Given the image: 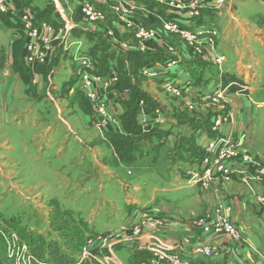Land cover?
<instances>
[{"label":"rangeland","instance_id":"1","mask_svg":"<svg viewBox=\"0 0 264 264\" xmlns=\"http://www.w3.org/2000/svg\"><path fill=\"white\" fill-rule=\"evenodd\" d=\"M2 1L12 4L16 11H20V2L24 0ZM51 1L48 0L45 7L52 14ZM59 1L70 17L67 22L61 17V20L57 21L53 18V24L50 19L37 24L36 15L28 12L37 34H27L21 57L18 58L21 69L14 68L23 75V80H27L30 85L28 90L27 83L10 79L0 94L2 264H19L25 260L26 253L32 258L30 262L22 264H30L32 260L43 263L44 256L48 257V262H57L58 254L55 252L61 250L59 253L65 254L69 245L73 246L76 254L79 253L76 240L82 232L80 222H84L94 233H109L129 221L128 214L132 207H129V201L134 198L146 206L151 199L160 203L163 201L162 197H174L175 200L178 199L174 203L181 207L184 205L185 195L190 194L187 198L189 200L193 193L192 189L184 187L179 190L170 188L161 191L165 184L144 161L130 168L131 175L126 173L125 165L116 161L113 143L105 137L106 134L121 131L117 108L119 105L111 104L110 107L106 101L105 115L102 116L93 105L90 109L83 102L84 99L79 96L82 93H77L78 85L73 87L74 94H64L63 87L72 74L70 69L60 67L55 70L50 79L52 86H49L50 71L39 70L40 66L37 65L47 64L49 55L53 57L55 54L57 58L55 49L58 48L59 42L65 43V35L72 25L71 21L84 26L90 32L99 33L98 36L103 41L116 44L132 55L131 61L138 59L140 55L143 57L139 60L147 55L159 57V60L151 63L161 66L156 67L157 71H164L160 60L165 57L201 62L210 56L209 49L193 47L179 33L165 29L163 22L173 16L181 28L195 33L196 30H190L188 23L184 25L181 18L191 17L196 20L197 17L193 13L199 11L200 32H205V24H221L224 20L217 16L213 18L210 12L205 20L201 11L211 7L223 10L224 6L228 7L226 0H222L223 4L220 5L216 0H198L197 3V0ZM260 1L242 0L238 7L240 16L258 23L259 29L264 28V5ZM128 3L142 10H130L126 7ZM252 28L256 32L259 31L256 27ZM204 37L205 35H200V41ZM81 44V52H87L86 43ZM257 50L264 59V46H257ZM223 53L228 59L229 54ZM12 54L14 55V50ZM71 54H75V48ZM0 56L2 58L3 55L0 53ZM25 64L32 66L35 71H41L40 81L35 80L30 72L28 75L23 68ZM92 64L89 71L95 70L97 62ZM142 65L139 64L138 68L135 67L132 71L126 65L135 80V87L124 91L129 95L135 91L148 97L155 107H159L161 116L162 111L164 116L174 119L178 125L184 122L196 125L205 121L215 125L217 119H226L219 125L221 128L232 123L234 116L230 98L233 94L229 96L228 86H218L220 81L209 82L200 88L202 94L207 97L198 101L185 93L177 94L156 88L142 77L141 70L146 67ZM227 65L230 63L226 62L225 66ZM59 69L61 70L58 72ZM256 71L257 77L261 78V87H264V61L261 69ZM107 78L108 82L99 79L93 86L106 84L102 90L112 94V97H109L112 100L114 96L118 97L113 93L118 80L112 74ZM48 89L53 100L47 95ZM218 91L222 93V97L211 99ZM208 93L213 94L207 95ZM138 99H141L138 105H144V98ZM253 100L263 101L264 92H258L253 96ZM252 114L258 127V137L250 140L245 132L238 135V140L242 138L240 148L233 157L223 161L225 167L231 171L230 179L225 181L224 176H221L220 181L231 184L234 175H239L242 184L264 211V105L260 108L255 105ZM105 122L108 124L104 125ZM144 123L148 122L143 120L141 124L138 123L142 130L149 127ZM235 166L241 170L235 169ZM217 206L221 210L219 215L223 214L227 221H232V204H216L212 211L197 217L156 209L135 219L132 226L137 223V229L131 230V226L124 231L120 239L122 242L141 245L143 251L150 255L157 252L167 264H249L239 247V229V239H235L218 228H209L206 231L203 223L200 224V218L212 216ZM78 217L79 221L74 223V219ZM67 237H70L68 241ZM172 239L178 240L180 248L173 244L168 245L167 242ZM115 241L114 238L113 242Z\"/></svg>","mask_w":264,"mask_h":264},{"label":"crops","instance_id":"2","mask_svg":"<svg viewBox=\"0 0 264 264\" xmlns=\"http://www.w3.org/2000/svg\"><path fill=\"white\" fill-rule=\"evenodd\" d=\"M48 0H25L20 3V11H11L6 14L0 13V94L1 90L6 88V82L10 79L23 80V77L14 69V55L13 50L18 42L24 41L28 31L24 30L21 25V15L23 13L33 12L38 14L40 17L37 24L43 23L45 19H50L53 24L54 21L61 20L64 17V21L67 22L70 18L67 12L64 10L62 2L58 0H52V14L45 7ZM242 0H226L225 4L228 7H223V10L211 8H205L202 10V18L207 19L209 12L212 17H222L223 22L221 24L214 23L205 24V30L216 27L219 30V35L214 39V49L209 50L208 57L200 61H189L186 59H173L171 57L162 58V64H165L164 71H157V64L145 67V70L150 74L148 76L141 75L146 81H150L156 88L168 91L167 87L172 86L179 88L183 93L193 97V99L201 100L206 98V94H202L200 91L201 86L208 84L209 82L220 81L218 86H228L229 96H231V110L233 111L234 119L231 124L225 125L219 129V133L226 137L228 136L232 140H236L241 132H245L249 136L250 140L258 137L257 125L254 121L252 114L253 107L256 105L258 108L263 107L264 100L255 102L253 96L258 92H264V87H261V78L257 77L256 70H260L263 64V57L258 53L257 46H264V28L259 29L258 23L247 19L246 17L240 16L239 5ZM264 5V0L260 1ZM59 3V4H58ZM54 4V6H53ZM242 4V3H241ZM59 7V9H57ZM219 10V11H218ZM210 15V14H209ZM56 17V18H55ZM66 17V18H65ZM196 20H192L191 17L181 18L182 23L185 25L188 23L190 30L200 31V12L196 16ZM187 19L189 21H187ZM221 19V18H220ZM47 23V21H45ZM62 23V21H60ZM67 34L65 35V43L59 42L58 48L55 49L57 52V58L54 54L53 57L48 56L47 64H39V70H49V86L51 85V75L55 70L61 67V69L68 68L71 70V77L65 83L63 87L64 94H74L73 87L79 86V92L84 99L85 104L91 109L92 103L88 100L84 93L82 83L79 80L77 72L85 71L93 78H98L103 81H108L109 76L114 75L117 80L119 74L117 69L114 67L118 62L119 56L125 55L120 47L112 42H107L109 46L116 51L115 55H111L108 58L109 67L106 73H100L98 69L89 71L88 69L82 68L81 60L86 59L92 63H96L99 66L100 57L96 58L99 54L98 48H95L98 42L99 33L90 32L84 26L77 24L73 21ZM213 22V21H212ZM82 26V27H81ZM84 27V28H83ZM252 27L259 30L256 32ZM86 43L87 52H81L82 44ZM67 47V48H66ZM23 48V46H22ZM75 48V54L71 52ZM10 50V52H9ZM3 51V52H2ZM223 52L229 54V58L225 56ZM11 53V54H10ZM95 54L97 55L95 57ZM221 56L224 58V62L219 68L214 64V58ZM56 58V63H54ZM228 62L230 65L225 66ZM168 65V67H167ZM27 66V67H26ZM12 67V68H11ZM24 70L29 75L40 81L39 78L42 76L41 71L33 70L32 66L24 65ZM59 69L58 72L61 70ZM76 71V72H75ZM57 72V73H58ZM211 73L212 75H210ZM77 77H74L76 76ZM130 82L135 84L133 77H130ZM25 83V82H24ZM36 83V81H35ZM26 89L28 90V87ZM41 88V87H40ZM55 89V87L53 88ZM220 89V88H219ZM127 90V89H124ZM124 90H114L118 97H112V94L104 92L105 96H102V102H108V106H118V114H123V103L128 100L130 95ZM218 90L215 89L214 92ZM242 91V92H240ZM213 92V93H214ZM231 92V93H230ZM100 93L102 91L100 90ZM213 93H208L213 94ZM47 95L50 96L49 89ZM78 96V97H79ZM112 104V105H111ZM147 103L144 105H138L137 122L142 123L143 120L148 122L149 127H144L143 133H151L154 131L153 138L142 147L141 155L137 156V160L129 165H125L126 173L132 174L130 168L135 167L137 163L144 161L147 166L152 168L156 176L161 180L164 187L161 191L171 189L179 190L184 188L192 189L190 199L187 200L189 195H185L186 199L183 206H178L174 201V197H162L160 203L156 199H151L149 204L146 206L141 205L137 199L129 201L130 212L128 214L129 221L125 222L119 229L109 232L114 235L116 239L113 246V253L119 264H132L135 263L138 256L137 252L143 251L141 245H137L133 242H122V234L124 230H128L135 221V215H143L147 211H153L156 209H162L168 213H177L180 215H192L194 217L203 216L206 213L212 211L216 204H232V222L240 230L241 243L239 247L243 250L244 257L249 264H264V211L261 206L254 200V196L249 193L247 188L242 184L239 175H234L233 182L231 184L222 183L218 176L215 175L216 179L211 182V185L207 190H203L200 185L189 183V176L201 174L204 166L202 164L203 158L201 159L200 153H203L207 144L212 140L214 133L212 132L213 125L211 122L207 124V127L201 129L200 127H192L190 123L184 122V124L178 125V123L164 114L161 111L160 115L159 107H153L148 109ZM60 112V109H58ZM119 116V117H120ZM139 126V124H138ZM192 148V149H190ZM199 153L197 157L196 154ZM202 155V154H201ZM124 165V164H123ZM237 170H241L237 166L234 167ZM105 170V169H104ZM110 173L109 170H107ZM157 191L155 190L154 193ZM225 202V203H224ZM76 215V214H75ZM131 218V221H130ZM79 221L74 219V223ZM82 232L79 234L84 239V244L87 240L92 239L100 234L94 233L90 228L86 226L84 222H80ZM65 226V225H64ZM103 234V233H102ZM70 237H67V241ZM174 239V238H173ZM169 240L167 243L171 246L179 247L178 240ZM64 242V240H63ZM61 242V243H63ZM71 243V242H68ZM58 245V243H57ZM173 247V246H172ZM180 248V247H179ZM61 250H57L58 256L56 257L57 262H48L44 256V262L38 264H78L80 259L79 250L76 251L69 245V249L65 254H60ZM76 254V256H74ZM29 257V254H25ZM31 257V256H30ZM150 259H153V255H150ZM53 260V259H52ZM148 260V261H149ZM33 261V260H32ZM78 261V262H77ZM252 262V263H251ZM143 263V262H142ZM141 263V264H142ZM220 263V262H218ZM216 263V264H218ZM31 264V263H30ZM159 264H167L164 261ZM221 264H225L221 262Z\"/></svg>","mask_w":264,"mask_h":264},{"label":"built area","instance_id":"3","mask_svg":"<svg viewBox=\"0 0 264 264\" xmlns=\"http://www.w3.org/2000/svg\"><path fill=\"white\" fill-rule=\"evenodd\" d=\"M199 2L198 0L195 1V3ZM217 4H223L222 0H216ZM126 6L128 9H140L136 8L134 4H130ZM219 8V7H216ZM15 8L12 4H8L7 2H3L0 0V13H6L8 11H14ZM142 10V9H140ZM175 15V14H171ZM192 15V14H191ZM193 15L198 16L199 11H196L193 13ZM21 25L24 28V30H27L28 34H37V31L34 27V23L28 13H23L21 15ZM164 27L165 29L169 30L172 33H179V35L186 40L189 41L190 45H192L195 48H206L210 51H213L214 49V39L219 35V31L217 28L212 27L205 32H190L185 28H181L177 21L173 18H167L164 20ZM200 35H205L204 39L200 41ZM45 43H47L45 39ZM29 49V48H28ZM31 51V50H29ZM44 60V59H43ZM82 68L90 69L92 67V62L86 59H82L81 61ZM224 62V58L221 56H217L214 58V64L219 68V66ZM166 65H163V68H165ZM157 67H161L160 65H157ZM168 67V65H167ZM150 73L147 72V70L142 69V75L148 76ZM77 75L79 77L80 82L82 83V87L84 89V93L88 100L92 103L94 109H98L99 113L104 116L105 115V103L102 102V96L104 95L105 89L102 90L103 86H106V84L100 86H93L95 81H99L97 78L91 77L87 72L80 71L77 72ZM108 82V81H103ZM100 90L103 94L100 93ZM167 90L173 93L182 94L183 92L178 88H174L172 86H168ZM222 97V93L218 91L211 99L214 98H220ZM205 99V98H203ZM203 99H201L203 101ZM209 100V99H207ZM226 121V119H217L215 125L212 127V132L214 133L212 140L207 144L205 150H204V156L202 164L204 166L203 172L201 174L196 175H190L189 176V183L195 185H200V187L204 190H207L209 186L211 185V182L216 179L215 175L218 176L219 180L221 176L223 177V180L228 181L230 179L231 171L225 167V164L223 161L225 159H229L233 157L237 151V149L240 148L242 143L241 139L232 140L228 136L224 137L219 133L220 124L222 122ZM108 123H104L106 125ZM264 173V171H263ZM264 201V200H262ZM228 213L230 214V209H228ZM152 211H149L142 216H145L146 214L150 213ZM221 212L219 206H217L214 210L213 214H216L212 216L208 215L204 218H200V224L203 223L205 226L206 231L209 230V228H218L220 231H224L230 236H233L235 239H239V231L238 228L234 225L232 221H227L226 218H224L223 214L219 215ZM141 215H135V218L142 217ZM137 229V223L132 226L131 230ZM126 231V230H124ZM123 231V233H124ZM14 238V237H13ZM114 235L112 233H104L100 234L92 239H89L86 241V243L81 247L80 249V259L79 263L82 261H87L90 264H119L118 260L115 259L114 253H113V246H114ZM25 249V246H23V250ZM98 250L100 252V256H96L92 253V250ZM106 251V254H103V251ZM153 259H150L147 262H144L142 264H159V262L163 261V256L159 255L157 252H154ZM24 256V255H23ZM25 257V260L22 261L19 264H22L23 262H28L32 257ZM27 259V260H26ZM30 262V261H29Z\"/></svg>","mask_w":264,"mask_h":264},{"label":"trees","instance_id":"4","mask_svg":"<svg viewBox=\"0 0 264 264\" xmlns=\"http://www.w3.org/2000/svg\"><path fill=\"white\" fill-rule=\"evenodd\" d=\"M25 1V0H24ZM23 1V2H24ZM22 3V2H20ZM36 17L35 19L37 21H39L40 19V15L38 16V14H35ZM169 18H174L173 16H169ZM98 42L99 44H97L95 46V48H98V56L95 54V57L99 59V66L98 64H96L95 69H98V71L100 73H106L109 67V63H108V58L111 55H115L117 52L114 51L109 44H107L106 41H103L100 37H98ZM24 44V41L18 42L15 47H14V68H18L19 70L21 69L20 63H19V57L21 54V50H22V46ZM131 57L132 55L125 53L124 56L120 57L118 59V62L115 64V68L118 71V81L116 83V85L114 86V89L116 90H124V89H132L135 87V84L132 85V83L130 82V77L132 76L128 71L129 69L126 68L129 66L130 70L132 71L133 68H138L139 64H143L142 66H150L151 63L156 62V60H159L160 58L152 56V55H147L146 58L139 60L140 58L143 57V55L138 56V59H134L131 61ZM162 61V58L160 60ZM162 64V63H160ZM148 65V66H147ZM165 65V64H162ZM145 69V67L143 68ZM17 70V69H16ZM23 76V75H21ZM133 77V76H132ZM24 79V78H23ZM25 83H28L27 80H24ZM140 97H143V101L147 103V108L151 110V108L155 107V105L152 103V101L148 98L143 96L141 93L139 92H132V94L130 93V97L128 98V100L126 102H124L123 105V114L119 117L120 119V123H121V131L120 132H114L113 134H106V138H108V140L110 142H112V146L114 148L115 151V157H116V161L119 163H122L124 165H129L133 162H135L137 160V156L141 155L142 153V147L144 144H146L147 142L151 141V139L153 138L154 135V131H152L151 133H143L141 130V127L138 126V122H137V114H138V102L141 99H138ZM113 100V98H112ZM84 102V101H83ZM85 103V102H84ZM208 122H202V123H197L196 125L191 124L192 127H197V128H201L204 129V127H207ZM192 149V148H190ZM196 154V156H199V153H193ZM202 154V155H201ZM201 159L203 158V153H200ZM66 221V220H65ZM81 225V223H80ZM81 235V234H80ZM77 236V240H76V247L77 250L81 249V247L84 244V239L82 237ZM38 242V241H37ZM73 248V246H72ZM74 249V248H73ZM80 252V251H79ZM92 253L96 256H100V252L96 249L92 250ZM103 254H106V251L104 250L102 252ZM136 256H138V258L136 259L135 263L132 264H141L142 262H147L150 258V254L148 252L145 251H139L137 252ZM79 261V259H78ZM77 261V262H78ZM0 264H2L0 262ZM5 264V263H4ZM31 264H38V262H35L33 260V262ZM78 264H90L87 261H82L81 263Z\"/></svg>","mask_w":264,"mask_h":264}]
</instances>
